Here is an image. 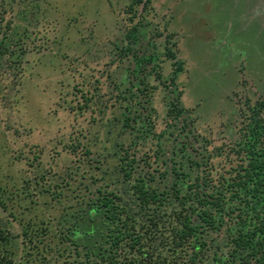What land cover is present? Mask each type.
Instances as JSON below:
<instances>
[{
    "label": "rangeland",
    "instance_id": "obj_1",
    "mask_svg": "<svg viewBox=\"0 0 264 264\" xmlns=\"http://www.w3.org/2000/svg\"><path fill=\"white\" fill-rule=\"evenodd\" d=\"M140 57L151 61L144 112L154 130L167 128L178 98L193 121L188 140L210 157L213 173L245 164L238 147L250 117L264 126V0H0V228L19 243L14 264L28 245L26 222L57 213L25 209L24 179L36 164L61 168L75 131L95 134L90 117L119 111L120 89L138 84ZM92 94L98 102L86 107Z\"/></svg>",
    "mask_w": 264,
    "mask_h": 264
},
{
    "label": "trees",
    "instance_id": "obj_2",
    "mask_svg": "<svg viewBox=\"0 0 264 264\" xmlns=\"http://www.w3.org/2000/svg\"><path fill=\"white\" fill-rule=\"evenodd\" d=\"M176 61L171 81L181 69ZM150 62L137 60L138 84L131 79L120 89L119 111L90 117L95 134L86 126L70 136L65 165L36 164L24 179L25 209L38 204L57 213L53 240L42 250L51 219L23 224L28 245L17 264H264V126L251 116L238 147L245 164L213 173L210 157L188 140L193 121L178 98L167 128L154 130L144 112ZM94 96L85 97L86 107L97 104ZM9 234L0 228V264H14L20 248Z\"/></svg>",
    "mask_w": 264,
    "mask_h": 264
},
{
    "label": "flooded vegetation",
    "instance_id": "obj_3",
    "mask_svg": "<svg viewBox=\"0 0 264 264\" xmlns=\"http://www.w3.org/2000/svg\"><path fill=\"white\" fill-rule=\"evenodd\" d=\"M5 52L8 53L9 52L8 49Z\"/></svg>",
    "mask_w": 264,
    "mask_h": 264
}]
</instances>
